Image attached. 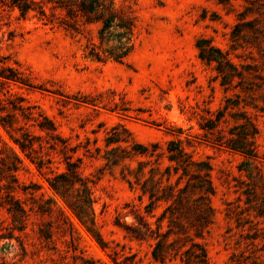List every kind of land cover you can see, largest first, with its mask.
<instances>
[{
	"label": "rangeland",
	"instance_id": "obj_1",
	"mask_svg": "<svg viewBox=\"0 0 264 264\" xmlns=\"http://www.w3.org/2000/svg\"><path fill=\"white\" fill-rule=\"evenodd\" d=\"M111 1L134 24L122 62L88 55L95 27L67 32L0 0V68L31 84L0 78V119L11 122L0 125V264H182L193 243L208 264H264V0ZM110 34L104 47L126 41ZM197 45L221 64L202 61ZM170 141L210 167L213 193L189 186V203L166 211ZM198 169L190 174L207 171ZM57 175L63 195L48 182ZM144 181L159 200L141 193ZM202 201L212 212L199 227ZM137 215L172 231L164 262L151 254L161 235L127 233Z\"/></svg>",
	"mask_w": 264,
	"mask_h": 264
},
{
	"label": "trees",
	"instance_id": "obj_2",
	"mask_svg": "<svg viewBox=\"0 0 264 264\" xmlns=\"http://www.w3.org/2000/svg\"><path fill=\"white\" fill-rule=\"evenodd\" d=\"M6 4L10 7H15L20 12L21 17H25L29 13H34V15L44 22V24L55 25L64 31L80 34L81 27H95L94 29L98 32L99 44L92 43L88 55L90 57L95 58L97 61H105L107 59L112 60L114 62H122L127 55L130 53L131 46L128 45L130 41V37L133 35L134 24L133 20L127 15H118V11L114 9L113 3L111 0H5ZM91 30V28L89 29ZM111 31H117L116 36L119 38H125L126 41H118L117 46L112 47H104L103 40L106 34L111 35ZM200 50V59L202 61H215L218 64H221V58H224L220 55V52L217 54L220 56H213L212 47L203 48L201 45H197ZM226 62V61H225ZM228 62V60H227ZM0 78L6 81H13L16 83H20L23 85L31 86V84L24 78L21 73H19L16 69L2 65L0 68ZM14 110L20 111V116L24 119H31L36 122V125L40 128V130L45 131L47 134H50L51 131L54 130V126L52 122L43 117L45 122H39L37 118H35L32 113L25 114L23 112L24 108L18 105H13ZM3 108H0V111ZM42 116V115H39ZM0 125L4 129L7 127H11V122L6 119H0ZM10 138L12 141L17 144L22 151H25V148L28 147V143H22L13 137ZM219 142V141H218ZM221 143V142H220ZM4 144V143H3ZM5 145V144H4ZM231 148H237L232 147ZM65 148V147H64ZM242 150H246L240 147ZM147 149L141 147V151H135L136 154L147 155ZM168 161L173 165L167 167L165 169V182L164 190L167 189L171 192V195L165 197V200H171V204L167 206L166 211H173L174 209H179L186 206L189 201H182V194L185 189L189 186L198 189L202 195H209L213 193V187L211 182L208 179V172L210 167H201L200 163H195L191 156L184 150V148L178 143L174 141H170L167 149ZM13 163L11 166L16 168V163H20L19 158L12 153ZM198 167L201 172L205 168L207 171L204 175L202 174H190V169L192 167ZM67 170H71V164L67 162L66 164ZM171 169H173L174 174L177 175L174 184L171 183ZM181 171V174L178 175V172ZM152 172V171H150ZM164 176V175H163ZM62 175H57L53 181H48L50 187L57 193L63 195V188L57 179L62 178ZM185 179L186 183L183 187L180 186L181 181ZM149 181V180H148ZM163 182L160 181L159 185L161 187ZM140 191L143 195H147L150 201L159 200L158 190L156 189V185H148L147 181L140 186ZM177 195H174L175 193ZM84 205L90 204V201H83ZM152 202H150L151 204ZM197 209L200 211L203 217H200L199 227L208 223V215L212 212V208L204 201L200 202L197 205ZM151 212V211H149ZM81 212H78L77 215L81 218ZM166 214V212H165ZM173 214V212L171 213ZM164 218V217H162ZM136 221L138 222L137 227H129L127 233L130 234V237L135 240H143L147 237L152 238L155 235V239L160 237L159 228L157 227V231L151 228V224L148 223L142 216H135ZM172 231H168L167 234L163 237L165 242L158 240L153 249H152V258L156 262H164L165 260V248H168L172 245V243L168 242V238ZM166 250V249H165ZM184 257H180V262L182 264H208V257L206 250L198 243H193L192 246L183 251Z\"/></svg>",
	"mask_w": 264,
	"mask_h": 264
}]
</instances>
